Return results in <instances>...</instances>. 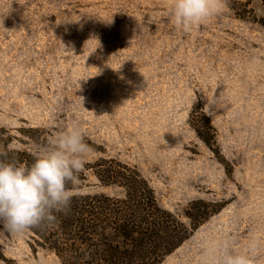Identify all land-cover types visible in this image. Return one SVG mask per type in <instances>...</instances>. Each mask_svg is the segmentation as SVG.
<instances>
[{
  "label": "rangeland",
  "instance_id": "374dc122",
  "mask_svg": "<svg viewBox=\"0 0 264 264\" xmlns=\"http://www.w3.org/2000/svg\"><path fill=\"white\" fill-rule=\"evenodd\" d=\"M173 5L0 0V129L35 158L78 128L71 197L123 199L97 174L136 171L186 232L159 264H220L225 247L264 264V5L211 0L190 26ZM53 215L45 239L3 223L0 264H74Z\"/></svg>",
  "mask_w": 264,
  "mask_h": 264
},
{
  "label": "trees",
  "instance_id": "16d2710c",
  "mask_svg": "<svg viewBox=\"0 0 264 264\" xmlns=\"http://www.w3.org/2000/svg\"><path fill=\"white\" fill-rule=\"evenodd\" d=\"M259 1L264 5V0ZM259 23L264 27V17ZM11 140L12 137L0 129V153L7 154L0 159H18L30 164L34 157L26 152L11 150ZM97 177L106 186L123 188L124 198L71 197L70 204L61 211L63 262L69 263L71 259V251L66 249L69 247L67 242H73L70 247L79 252L74 264H159L184 241L186 232L183 226L159 208L152 190L136 171L114 173L105 170ZM57 223L58 219L54 223L45 220L29 230L45 239L51 235L49 231L52 227L59 229ZM2 225L3 222H0V230Z\"/></svg>",
  "mask_w": 264,
  "mask_h": 264
},
{
  "label": "clouds",
  "instance_id": "9594fccd",
  "mask_svg": "<svg viewBox=\"0 0 264 264\" xmlns=\"http://www.w3.org/2000/svg\"><path fill=\"white\" fill-rule=\"evenodd\" d=\"M213 10L211 0H174L173 16L178 24L190 26L207 18ZM87 150L83 134L73 127L56 137L30 164L0 159V222L5 228L21 232L54 220L53 212L70 204L67 185L77 180ZM220 264H252V260L225 247Z\"/></svg>",
  "mask_w": 264,
  "mask_h": 264
}]
</instances>
